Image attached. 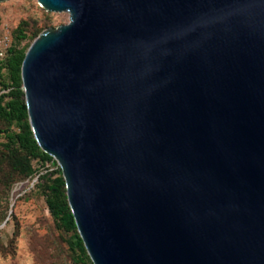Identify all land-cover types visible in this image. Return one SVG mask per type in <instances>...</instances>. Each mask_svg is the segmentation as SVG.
Instances as JSON below:
<instances>
[{
    "label": "water",
    "instance_id": "obj_1",
    "mask_svg": "<svg viewBox=\"0 0 264 264\" xmlns=\"http://www.w3.org/2000/svg\"><path fill=\"white\" fill-rule=\"evenodd\" d=\"M38 2L70 22L22 90L92 263L264 264V0Z\"/></svg>",
    "mask_w": 264,
    "mask_h": 264
},
{
    "label": "rangeland",
    "instance_id": "obj_2",
    "mask_svg": "<svg viewBox=\"0 0 264 264\" xmlns=\"http://www.w3.org/2000/svg\"><path fill=\"white\" fill-rule=\"evenodd\" d=\"M69 22L68 12L48 11L38 0L0 2V26L11 29L16 49L32 44L33 33L38 38ZM21 30L26 38L20 40ZM9 128L0 118V264H84L76 231L57 220L47 202L58 164L29 159L31 176L15 172L4 147ZM11 129L17 131L15 126Z\"/></svg>",
    "mask_w": 264,
    "mask_h": 264
},
{
    "label": "trees",
    "instance_id": "obj_3",
    "mask_svg": "<svg viewBox=\"0 0 264 264\" xmlns=\"http://www.w3.org/2000/svg\"><path fill=\"white\" fill-rule=\"evenodd\" d=\"M36 36L37 33L32 34L33 40H35ZM18 38L20 40L26 38L24 30H21ZM30 46L31 44L21 49H16L12 46L9 58L5 63L0 64V86L2 91H5L0 93V118L4 119L10 125L6 133L7 141L4 147L9 154L12 168L25 178L34 173L29 159L39 160L43 164H57L50 155L42 151L29 123L24 91L22 90L21 69ZM12 126H15L17 131L11 129ZM55 174L58 177L49 186L52 193L47 198L51 213L63 225H68L76 231L82 262L84 264H93L78 234L74 217L69 207L66 185L61 169L58 168ZM4 223H7V220Z\"/></svg>",
    "mask_w": 264,
    "mask_h": 264
},
{
    "label": "built area",
    "instance_id": "obj_4",
    "mask_svg": "<svg viewBox=\"0 0 264 264\" xmlns=\"http://www.w3.org/2000/svg\"><path fill=\"white\" fill-rule=\"evenodd\" d=\"M13 46V33L8 27L0 26V64L7 61ZM5 91H1L3 93Z\"/></svg>",
    "mask_w": 264,
    "mask_h": 264
}]
</instances>
